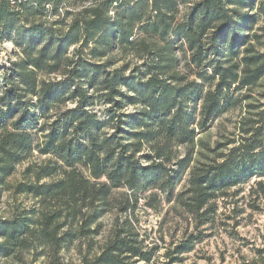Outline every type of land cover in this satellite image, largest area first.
Listing matches in <instances>:
<instances>
[{
    "label": "trees",
    "instance_id": "1",
    "mask_svg": "<svg viewBox=\"0 0 264 264\" xmlns=\"http://www.w3.org/2000/svg\"><path fill=\"white\" fill-rule=\"evenodd\" d=\"M0 41L15 47L0 67V191L35 200L0 216V264H150L140 199L186 224L171 264L229 189L261 177L264 199V0H0ZM237 108V138L194 159L197 134Z\"/></svg>",
    "mask_w": 264,
    "mask_h": 264
},
{
    "label": "rangeland",
    "instance_id": "2",
    "mask_svg": "<svg viewBox=\"0 0 264 264\" xmlns=\"http://www.w3.org/2000/svg\"><path fill=\"white\" fill-rule=\"evenodd\" d=\"M15 47L10 41H0V67H8L9 60L14 59ZM2 73V71H0ZM262 87H257L253 92L254 98H261L257 93L264 91V79ZM74 104L68 103L67 106ZM107 105L98 102L88 108L96 112L99 118L105 116ZM131 107L128 106V109ZM244 115V109H231L215 119L205 130L197 134L194 145V159H201L204 154H209L205 148H213L218 143H224L229 138H237V123ZM41 119L37 125L41 124ZM44 155L34 152L32 159L40 160ZM26 164L16 167V172L11 177V181L21 178V171ZM261 178V177H260ZM251 177L244 183L232 187L228 195L217 200V210L207 223L199 227L200 238L194 243L191 251L182 254L179 262L171 264H247L248 262H260L264 264V199L254 198L257 194L251 192L255 181L260 179ZM264 177H262L263 179ZM183 181L177 186V190ZM35 200L29 195L13 194L10 191H0V216L7 217L15 210L31 208ZM169 205L163 203L160 213L154 212L143 205V199L139 200L135 209L137 226L139 230L146 231L147 241L157 242V248L152 256L150 264H164L167 258L164 256L166 248L172 241L180 236L183 228L186 227L179 216L165 210ZM164 214V219H163ZM112 215L105 214L101 217V234L92 239L91 252L96 251L103 241L108 228L112 223ZM163 221V223H162ZM161 223V227L159 224ZM192 224L188 230L191 231ZM161 230L163 241L159 239ZM90 241V240H89ZM176 241V240H175ZM82 252L86 251L87 241L79 239L74 243L76 246L70 247L64 252V256L75 262L78 261L79 254L77 245ZM151 244H148L150 246Z\"/></svg>",
    "mask_w": 264,
    "mask_h": 264
}]
</instances>
